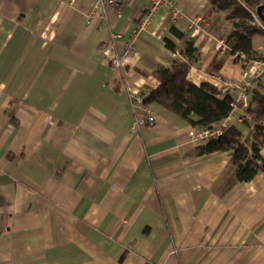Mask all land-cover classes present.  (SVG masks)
Masks as SVG:
<instances>
[{
    "label": "crops",
    "instance_id": "0c3cea01",
    "mask_svg": "<svg viewBox=\"0 0 264 264\" xmlns=\"http://www.w3.org/2000/svg\"><path fill=\"white\" fill-rule=\"evenodd\" d=\"M171 1L177 18L160 8L136 35L146 0H0V264H264V171L230 182V154L197 156L191 124L158 104L132 130V95L190 36L191 82H240L216 48L228 22L208 0Z\"/></svg>",
    "mask_w": 264,
    "mask_h": 264
},
{
    "label": "trees",
    "instance_id": "16d2710c",
    "mask_svg": "<svg viewBox=\"0 0 264 264\" xmlns=\"http://www.w3.org/2000/svg\"><path fill=\"white\" fill-rule=\"evenodd\" d=\"M208 2L211 7L207 14L222 16L230 25L227 40L232 52L254 57L256 45L264 39V25L255 23L256 8L262 0ZM172 31L185 38L176 29L172 28ZM190 38L185 40L181 57L175 59L170 66H159L152 71L160 85L142 94L143 104H158L190 124L208 125L214 119L229 113L235 114L249 129L246 136L231 124L217 137L197 142L195 153L197 156H205L215 152H228L232 164L228 180L249 182L260 171H264V157L261 153L264 146V94L253 88L247 106L234 107V97L229 94L221 95L217 86L210 82L200 85L191 82L188 73L200 59V51ZM193 116L198 119L194 120Z\"/></svg>",
    "mask_w": 264,
    "mask_h": 264
},
{
    "label": "built area",
    "instance_id": "2783aa9c",
    "mask_svg": "<svg viewBox=\"0 0 264 264\" xmlns=\"http://www.w3.org/2000/svg\"><path fill=\"white\" fill-rule=\"evenodd\" d=\"M101 4H105L107 0H98ZM160 8H174L171 0H146V8L142 19L139 22V26L135 29V34L138 35L145 31L152 23L153 18ZM182 12L174 8L173 17L177 18ZM205 23L204 14L194 15L190 19L189 28L192 35H200L205 32L203 24ZM255 23L263 25L259 18L255 17ZM50 43L48 48H51ZM130 47V46H129ZM216 48L223 50L224 52L233 53L232 48L222 39L216 43ZM239 61L242 63V71L240 82L236 85L231 80H227L222 77H218V91L221 95H225L231 88H239V92L233 99V106L238 105L247 106L248 96L250 90L253 88V81L259 79L264 75V43H259L255 47L254 57H250L246 54L235 53ZM120 59L114 58L113 64L120 66ZM143 92L132 95L133 111L135 114L134 125L132 130H140L142 127H154L156 124V114L152 107V104H143ZM233 114L229 113L221 118L214 119L208 125L191 124L188 129L190 139L192 142L197 143L205 141L206 139L217 137L225 129L231 125Z\"/></svg>",
    "mask_w": 264,
    "mask_h": 264
},
{
    "label": "rangeland",
    "instance_id": "374dc122",
    "mask_svg": "<svg viewBox=\"0 0 264 264\" xmlns=\"http://www.w3.org/2000/svg\"><path fill=\"white\" fill-rule=\"evenodd\" d=\"M228 25H229L228 23H224L222 26L223 27L222 31L228 30V28H229ZM263 43H264V39H263ZM253 83H254L255 88H257V91H259V92L261 91L264 94V76L261 79H257L255 81H253Z\"/></svg>",
    "mask_w": 264,
    "mask_h": 264
},
{
    "label": "water",
    "instance_id": "95a60500",
    "mask_svg": "<svg viewBox=\"0 0 264 264\" xmlns=\"http://www.w3.org/2000/svg\"><path fill=\"white\" fill-rule=\"evenodd\" d=\"M264 1H263V4L259 5L257 8H256V15L257 17L259 18V20L264 24Z\"/></svg>",
    "mask_w": 264,
    "mask_h": 264
},
{
    "label": "flooded vegetation",
    "instance_id": "af4514ba",
    "mask_svg": "<svg viewBox=\"0 0 264 264\" xmlns=\"http://www.w3.org/2000/svg\"><path fill=\"white\" fill-rule=\"evenodd\" d=\"M263 1H264V0H262V2H261L259 5L263 4ZM259 5H258V6H259ZM263 13H264V11H263ZM263 25H264V24H263Z\"/></svg>",
    "mask_w": 264,
    "mask_h": 264
}]
</instances>
